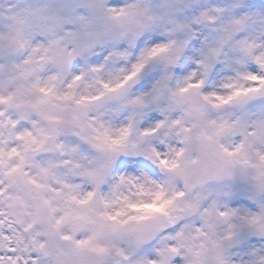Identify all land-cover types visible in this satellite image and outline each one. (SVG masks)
Returning a JSON list of instances; mask_svg holds the SVG:
<instances>
[{
	"label": "clouds",
	"instance_id": "1",
	"mask_svg": "<svg viewBox=\"0 0 264 264\" xmlns=\"http://www.w3.org/2000/svg\"><path fill=\"white\" fill-rule=\"evenodd\" d=\"M257 57L264 0H0V208L40 264H264Z\"/></svg>",
	"mask_w": 264,
	"mask_h": 264
},
{
	"label": "snow or ice",
	"instance_id": "2",
	"mask_svg": "<svg viewBox=\"0 0 264 264\" xmlns=\"http://www.w3.org/2000/svg\"><path fill=\"white\" fill-rule=\"evenodd\" d=\"M237 29L243 26V20L235 21ZM253 45H247L248 50H251ZM258 62L264 65V57H257ZM246 79L253 82H260L264 84V77L257 75H248ZM259 86L252 88H237L232 94L227 97H220L221 102L227 103L234 97L240 95H247L249 92L259 91ZM256 132L253 135L264 134V121H257L254 123ZM248 133H245L247 137ZM163 162V161H162ZM91 195V194H89ZM131 208H137L138 205L131 204ZM146 208H151L152 205H144ZM15 217V218H14ZM39 217H33L30 223L25 224L24 220L15 212H7L0 208V264H40L39 255H49V250L46 244L40 241L36 235L26 238L28 233ZM111 219H116L112 216ZM63 220V217L56 221L59 224ZM23 225V227H21ZM64 240L70 242V247L66 252H61V256L67 255L69 257L79 254L81 250L90 249L95 253H104L106 249L98 244H94L92 241L94 237L90 236L84 240H73L69 236L63 237ZM58 264H64V262L58 261Z\"/></svg>",
	"mask_w": 264,
	"mask_h": 264
}]
</instances>
